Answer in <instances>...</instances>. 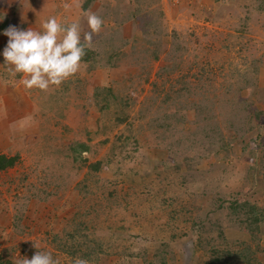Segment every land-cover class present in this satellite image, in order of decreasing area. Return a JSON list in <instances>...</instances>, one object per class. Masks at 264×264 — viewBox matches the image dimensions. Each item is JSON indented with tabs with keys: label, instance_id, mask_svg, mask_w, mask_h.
<instances>
[{
	"label": "rangeland",
	"instance_id": "1",
	"mask_svg": "<svg viewBox=\"0 0 264 264\" xmlns=\"http://www.w3.org/2000/svg\"><path fill=\"white\" fill-rule=\"evenodd\" d=\"M84 1L0 3V24L8 17L9 26L37 31L48 13L60 22L79 19L87 31L84 13H96L104 23L93 46L106 60L118 53L115 67L105 60V67L89 71L81 64L58 88L26 90L21 74L10 77L3 64L8 37L0 32V104L11 103L6 94L15 93L19 107L0 115V133L8 140L0 138V151L20 155L0 171V253L16 244V260L38 250L59 264L76 258L88 264H224L214 260V249L246 242L260 243L264 264V0H93L89 10ZM68 83L61 116L47 98ZM106 83L128 104L113 102L102 111L88 104L93 85ZM207 105L210 114L195 111ZM197 125L210 136L219 128L222 141L209 145L206 136L197 144ZM47 140L66 148L87 143L88 161L47 167L39 153ZM67 154L73 151L62 152L61 162ZM101 159L99 199L114 191L118 211H85L78 225L109 246L90 254L82 248L74 258L59 249L55 232L73 221L86 178L92 179L90 163ZM47 180L54 182L48 186ZM15 205L24 206L23 215ZM256 214L260 230L253 238L247 218ZM20 223L26 230L15 235Z\"/></svg>",
	"mask_w": 264,
	"mask_h": 264
},
{
	"label": "trees",
	"instance_id": "2",
	"mask_svg": "<svg viewBox=\"0 0 264 264\" xmlns=\"http://www.w3.org/2000/svg\"><path fill=\"white\" fill-rule=\"evenodd\" d=\"M92 3H93V0H86L83 2L82 8L85 10H89V8L92 6ZM9 23L10 21L8 22V24ZM8 24L7 22L0 24V31L7 29L9 26ZM85 51H86V55L82 58L81 64L86 65L89 71L90 70L92 71L95 68H99V67L101 68V67L106 66V63L104 62L106 58H104L101 55V52L98 51L95 46L92 45L90 49H86ZM111 52H112V56L110 57L108 55V59L106 60L107 65L109 66L111 65L112 67H115L116 61L114 60V57L116 56L117 58L118 53H116V51L114 52L111 51ZM87 87L88 86L84 85L85 90L87 89ZM70 90H71V85L69 86V83H68V87L63 86L62 88L55 91V94H54L55 97L54 95H52L47 98V102L49 104H53L56 109L58 108L61 109V112L59 111L61 113V116H65L63 112V106H62V103H64L63 100H65L66 98V96L64 95L66 93H69ZM113 102L120 103L121 105H123V104H128L129 100L127 101V99L123 98L122 96H116L110 83L109 84L106 83L102 85H93L91 97H90L88 104H92L96 108L97 111H102L104 110V108H108ZM208 105L204 106L203 109L201 107L200 108L196 107L199 109H195V111H197L200 114H204L206 111L207 113L210 114ZM3 114L7 116L6 113H3ZM116 118L123 119L121 112H118L116 114ZM207 126L210 132V127L212 128V126H210V124L208 123H207ZM199 127L200 126L197 125L196 131L198 135L200 136L199 137L200 141L198 140L199 142H197V144L201 143L205 139L206 136L209 139L207 141L209 145L215 146L216 144H219L222 141L223 133L219 131V128H218V132L215 129L212 132V136H210L209 134L206 135V132L204 130L201 131ZM66 130L69 131L70 128L67 127ZM53 138H54L53 136H49L48 139H53ZM23 143H25V141H23ZM60 147L62 146L58 144L55 140H53L52 142L47 140L45 143L39 144V153L44 157L43 161L47 167L48 166L55 167L56 164L59 163V164L64 165V168H66L68 165V168L71 169L74 167V165L72 164V159L75 161L81 160V161L86 162L87 157H84L83 153L87 152L91 148L87 143H84V142H79V143L72 142L70 143L69 146H67V148L66 146H63L62 148ZM70 149L73 151V155L67 154L66 156L68 157V160H62L64 162H61L62 152L67 153L68 150ZM193 149L196 150L197 147L196 148L193 147ZM19 159H20V155L18 153L15 155H11V156L7 154H3V153L0 154V171H4L10 167H13L19 161ZM103 164H104V160L102 159L96 160L90 163V166L92 168V171H91L92 179L89 180L88 178H86L87 184L89 186L87 187V191L85 192L83 191L82 193L84 196L82 197V200L83 199L84 200L82 201L80 206H78V209L76 210V213L74 215L75 217L72 218L73 221L71 223L64 224L62 227L57 229L55 232L54 237L56 241L58 242L59 249L63 251H68V253L74 258L77 255V253L80 252V250L84 249L85 253L90 254L99 249L104 250V248H106L105 246H109L107 245L108 242H106V240L103 238H99V239L95 237L90 238L87 234H85V232L81 230V226L78 225L80 221L83 219L82 217L84 216L85 211L93 213L95 211H98L99 209L102 210L106 208H107V211H110L111 209L112 211H114L115 208H116V211H118L117 209L119 208V205H116L115 198L113 197L114 191H110L109 193L102 192L104 194V198L102 201L99 199L100 197L98 193H99V190L102 189L101 186H103V179L99 180L102 177L101 170L103 169ZM58 175L66 177L65 174L64 175L58 174ZM72 175L73 173L70 170V172L67 173V176L71 177ZM53 182L54 180H49V181L47 180L46 184L48 186L49 185L51 186ZM91 187H95L96 191ZM92 191L96 193H93ZM159 192L160 190L158 191L157 196H159L160 194ZM27 197H30V196H27ZM232 204L233 203H231V205ZM238 204H239L238 202L234 203L235 206ZM20 207L21 208L23 207V209H20L19 206L17 205H15L14 208L19 209L18 212H16L17 214L20 213L21 215H23L24 206L21 205ZM251 208L252 210H254L253 205H251ZM79 214H83V215L80 216ZM260 216L256 214L255 216L252 215L247 218L249 230L253 238L257 237L256 235L260 230V226H259V223L261 221ZM19 217H22V216H19ZM14 228H16V231L18 230V232L15 231L16 233L15 235L24 233L26 230L24 227V224L22 223L14 224ZM71 242L72 244H70ZM259 244L260 243H257L255 245H250V244H247L246 242L242 244L240 242L238 246H236L235 248L227 247V248H222L220 250L218 248H215L214 252L219 253V257L215 258L214 260L219 261V263L224 261V264L225 263L227 264H262L261 261L259 260V254L262 250ZM17 248L18 247L16 244L3 248L0 253V264H15V261H17L15 258V251ZM33 253H34V250L32 251V254ZM165 262L166 264H170L169 261L167 260H165Z\"/></svg>",
	"mask_w": 264,
	"mask_h": 264
},
{
	"label": "clouds",
	"instance_id": "3",
	"mask_svg": "<svg viewBox=\"0 0 264 264\" xmlns=\"http://www.w3.org/2000/svg\"><path fill=\"white\" fill-rule=\"evenodd\" d=\"M71 5L64 4L65 10ZM87 31L81 28L80 20L60 22L50 16L40 24V31L18 29L10 25L3 34L8 37L3 49L4 65L10 77L21 74L20 84L26 90L39 89L47 92L50 87H59L64 81L77 74L86 49L93 45L99 35L103 19L96 13H84ZM83 33V34H82ZM38 249L39 245L34 242ZM15 264H59L50 252L36 251L29 259L24 257ZM74 264H88L76 258Z\"/></svg>",
	"mask_w": 264,
	"mask_h": 264
},
{
	"label": "crops",
	"instance_id": "4",
	"mask_svg": "<svg viewBox=\"0 0 264 264\" xmlns=\"http://www.w3.org/2000/svg\"><path fill=\"white\" fill-rule=\"evenodd\" d=\"M1 2L0 3H5V1L7 2V0H0ZM55 1V0H54ZM23 2V1H22ZM54 13H56V8H55V10L53 11V14ZM48 15V16H47ZM50 16V13H48V14H44V17L45 18H47V17H49ZM40 17L37 15V13H35V19H37V20H40V19H42V18H40ZM34 19V20H35ZM28 20H31V21H34V20H32V19H28ZM10 20H9V18L7 17L6 18V21L5 22H1V24L2 23H6L7 22V24H8V22H9ZM42 21V20H41ZM41 21H40V23H41ZM10 24H12L11 22H10ZM9 25V24H8ZM30 25V24H29ZM22 26H25V28L26 29H23V30H27L28 28H32V29H35V28H33V26H31V27H28L27 25H25V24H22ZM9 27V26H8ZM0 32H4V30L3 31H0ZM2 43L4 44V42H2L1 40H0V53H1V50H2V48H1V46H2ZM3 61V60H2ZM0 64H2V62H1V60H0ZM1 67V66H0ZM7 82H9V81H7ZM10 83V82H9ZM0 88H2V81L0 80ZM6 95H8L9 97H10V101H11V103H6L4 100H1V101H3L4 102V104L3 103H1L0 104V106L2 107L1 109H0V115L2 114V113H6L5 111H4V108H8L9 107V110H11L13 113H15V112H18V109H19V107L15 104L16 103V99H14V98H12L11 97V95H15V93H13V94H6ZM7 99V98H6ZM19 116V115H18ZM35 117H36V115H35ZM1 134V133H0ZM11 134V133H10ZM1 136L2 137H0V138H2V141H5V143L8 141L7 139H6V137L5 138H3L4 137V135H2L1 134ZM10 144V148L12 147L11 146V143H9ZM5 150H8V149H5ZM5 154V152H4V150H1L0 151V154ZM5 171V170H4Z\"/></svg>",
	"mask_w": 264,
	"mask_h": 264
}]
</instances>
